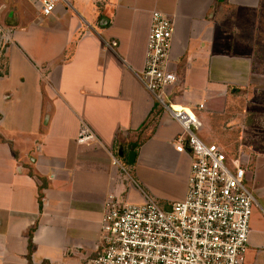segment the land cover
Instances as JSON below:
<instances>
[{
  "label": "crops",
  "instance_id": "0c3cea01",
  "mask_svg": "<svg viewBox=\"0 0 264 264\" xmlns=\"http://www.w3.org/2000/svg\"><path fill=\"white\" fill-rule=\"evenodd\" d=\"M38 1L0 0V264H28L32 227L31 264H86L109 195L163 209L186 195L191 157L171 142L181 129L138 80L152 13L174 24L168 102L192 109L205 134L247 125L239 98L264 81V0H71L49 16ZM248 180L264 202V182ZM249 229L246 261L264 264L256 207Z\"/></svg>",
  "mask_w": 264,
  "mask_h": 264
},
{
  "label": "built area",
  "instance_id": "2783aa9c",
  "mask_svg": "<svg viewBox=\"0 0 264 264\" xmlns=\"http://www.w3.org/2000/svg\"><path fill=\"white\" fill-rule=\"evenodd\" d=\"M38 2L43 16L60 4L72 9L71 0ZM173 32L172 20L154 11L138 80L163 117L181 129L171 142L177 153L191 157L186 195L168 209L149 197L135 204L109 195L98 252L86 264H248L249 224L257 203L244 184L243 167H230L219 146L199 137L195 112L168 102L169 89L177 82L170 70ZM203 108L197 106L198 111ZM94 139L92 130L81 125L77 142ZM113 164H118L115 158Z\"/></svg>",
  "mask_w": 264,
  "mask_h": 264
},
{
  "label": "rangeland",
  "instance_id": "374dc122",
  "mask_svg": "<svg viewBox=\"0 0 264 264\" xmlns=\"http://www.w3.org/2000/svg\"><path fill=\"white\" fill-rule=\"evenodd\" d=\"M27 5L31 7L30 3ZM261 28L264 30V24ZM262 37L264 38L263 34ZM254 63L256 65L255 70L264 74V43L261 46L259 53H256ZM253 91V89L250 90V92ZM256 91L259 95L254 98L250 97L249 99L245 96L239 98L240 103L247 108L246 113H249V115L246 116L247 125L211 126V131L204 130V134L202 132L200 133L199 129L197 134L206 143L215 142L224 152L227 164L230 167L238 165L243 167L246 174L244 184L259 204V206L256 205V208H258V211L264 215V202L252 191L248 180L249 177H252V175L255 174V176L259 177L260 181L264 182V81L261 82L260 87L256 88ZM250 96H252V94H250ZM241 104L239 105L240 108H242ZM250 141L258 142V144H255V147H248L247 143ZM259 156L262 158L259 159Z\"/></svg>",
  "mask_w": 264,
  "mask_h": 264
},
{
  "label": "trees",
  "instance_id": "16d2710c",
  "mask_svg": "<svg viewBox=\"0 0 264 264\" xmlns=\"http://www.w3.org/2000/svg\"><path fill=\"white\" fill-rule=\"evenodd\" d=\"M159 109H157L158 111ZM156 116V115H155ZM134 145V144H133ZM138 145H134L133 148L136 149ZM135 151V150H134ZM35 227H32L29 231H28V264H31V261L29 260V255L31 253V248H32V243H31V238H32V233L34 231Z\"/></svg>",
  "mask_w": 264,
  "mask_h": 264
},
{
  "label": "water",
  "instance_id": "95a60500",
  "mask_svg": "<svg viewBox=\"0 0 264 264\" xmlns=\"http://www.w3.org/2000/svg\"><path fill=\"white\" fill-rule=\"evenodd\" d=\"M120 155H122V151L119 152ZM135 158H136V152L135 151H131L129 154H128V164L132 165L135 161Z\"/></svg>",
  "mask_w": 264,
  "mask_h": 264
}]
</instances>
